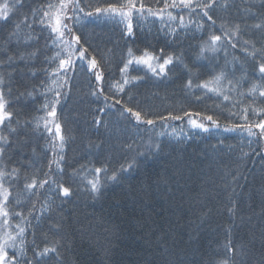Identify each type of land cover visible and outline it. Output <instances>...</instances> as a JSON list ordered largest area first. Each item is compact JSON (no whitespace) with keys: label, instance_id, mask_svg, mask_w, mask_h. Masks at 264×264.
Segmentation results:
<instances>
[{"label":"snow or ice","instance_id":"snow-or-ice-1","mask_svg":"<svg viewBox=\"0 0 264 264\" xmlns=\"http://www.w3.org/2000/svg\"><path fill=\"white\" fill-rule=\"evenodd\" d=\"M156 3L160 5L161 0ZM23 7L24 0H3L0 2V21H8ZM255 7V0H162V6L155 9L143 0H104L103 3L99 0L95 3L93 0H45L31 9L30 16L25 15L16 22L6 36L0 37V264H64L62 249L67 239V217L63 214V205L70 201L74 192L71 186H65L63 176L66 150L75 137L61 123L57 107L65 95L60 89L68 83L69 73L75 72L78 61L87 62V70L99 85L91 95L97 99L103 97L105 102L114 100V104L105 103L98 109L99 115L92 120L96 128L108 129L102 116L107 114V108L115 105H120L116 111L121 117L127 114L135 118L137 126H150L149 132L154 131L158 121L167 128L171 127L169 120L182 121L185 117L192 129L209 132V124L221 127L215 114L182 111V114L154 115L141 109L138 103L130 106L134 101L130 93L125 103L109 95L113 91L125 93L126 86L143 78L130 74L133 65L137 68L147 66L156 75H167L170 66L180 65L187 76L185 88L193 94L201 93L195 96L197 101L210 94L220 100L215 108L220 109L221 114L225 110L228 112L226 119L238 116L243 121L230 126L226 124L224 131L246 133L249 146L256 143L264 150V12L255 11ZM260 7L264 8V0ZM216 9L226 13L231 9L232 13L218 23L212 15ZM93 16L122 25V37H134L135 28L141 21L156 18L162 26L160 31L171 38L172 44L182 45L189 34L193 38L199 34V41L191 58H186L183 50L165 53L161 48L159 54H155L145 48L137 55L129 47L119 68L121 78L109 84L106 93L104 65L110 64L111 58L106 54L98 58L89 50L90 45L82 43L74 27ZM41 39L45 40V47L54 46L58 51L44 56L46 66L40 71L45 79L39 85L21 91L17 76L37 75L35 61L41 50L35 45ZM37 94L44 98L37 111L44 114L22 118L15 105L26 98L34 99ZM237 108L238 112L232 111ZM111 132L109 129L110 135ZM181 133L184 139L191 138L183 128ZM165 134L163 130L155 132V139L149 135L142 148L136 141L127 143L116 135L112 149L125 153L118 167L112 166L110 151L101 166L81 164L73 169L72 177H80L78 187L95 200L102 194V189L111 183H122L125 173L138 168L140 157L158 156L162 147L159 137ZM168 134L177 140L181 138L175 127ZM37 135L46 140L42 149L44 156L37 154L35 146L30 152L25 151L29 137ZM99 147L100 144L89 143V148ZM82 170L87 175L81 176ZM236 179L234 176L231 183L234 184ZM236 195L233 186L228 193L230 215L237 211ZM26 204L30 206L25 207ZM53 213L57 214V219H53ZM261 216L264 217V209ZM255 239L253 234L247 242L229 240L224 246L227 255L217 264H264V252L260 253L259 261L254 258ZM260 241L264 246V221ZM159 259L160 264H183L180 253L166 241L159 245Z\"/></svg>","mask_w":264,"mask_h":264},{"label":"trees","instance_id":"trees-1","mask_svg":"<svg viewBox=\"0 0 264 264\" xmlns=\"http://www.w3.org/2000/svg\"><path fill=\"white\" fill-rule=\"evenodd\" d=\"M99 2L103 3L104 0ZM260 3L261 0H255L254 10L264 12ZM146 5L153 7L152 0H148ZM32 8L35 6L31 1L24 0V7L18 9L15 16L6 22L0 21V37L6 36L23 16H30ZM231 13V9L227 13L216 9L212 15L219 23L221 18ZM74 27L82 43L90 45L89 50L98 58L105 54L111 58V63L104 65L103 87L106 93L109 84L121 78L119 68L129 47L137 55L145 48L155 54H159L161 48L165 49V53L183 50L186 58H191L194 53L187 52L182 45L172 44L171 38L160 31L162 26L156 18L135 28L132 38L122 37V25L104 17L93 16ZM44 35L47 36V33ZM184 41L195 49L199 34L195 38L189 34ZM35 47L41 50L35 61L37 75L32 77L26 73L22 78L18 75L21 91L25 87L30 89L32 85H39L45 79L40 71L46 66L44 56L58 51L54 46L45 47L44 39ZM170 68L167 75H155L144 68L132 66L130 74L143 78L126 86L125 93L116 94L113 91L109 95L125 103L130 93L134 97L130 106L138 103L141 109L154 115L167 116L169 112L190 111L215 114L219 118L221 127L212 126L213 130L209 132L196 130L189 135L190 139L180 136L177 140L180 146L171 145L173 141L168 139L170 131L163 128L159 121L154 131L149 132L150 126H137L135 118L127 114L121 117L116 111L120 105L107 108V114L102 116L108 129L103 126L96 128L92 120L99 115L98 109L104 107L105 103L114 104V100L105 102L103 97L97 99L91 95L99 85L87 70L86 61L77 62L75 72L69 73L68 83L60 89L65 95L57 107V114L61 123L75 137L66 150L65 169L71 174L81 164L101 166L110 151L113 155L112 166L118 167L123 156L109 147L115 143L116 135L127 143L136 141L142 148L149 135L155 139V132L163 130L166 133L159 137L162 147L158 156L139 158L140 166L133 170V176L136 175L133 180L124 178L126 181L121 185L109 184L95 200L87 195L74 197L73 203L63 207V214L67 217L65 256L62 253L64 264H160L159 245L163 241L174 246L183 264H211L219 252L221 237L223 242L232 238L239 243L247 242L253 234L256 238L254 258L259 261L260 253L264 252L260 241L261 223L264 221L261 216L264 209L262 146L256 143L249 146L246 133L239 137L235 135L236 131H224L226 124L230 126L231 123L243 121L238 116L226 119L228 112L225 110L221 114V110L215 108L220 100L210 97V94L197 101L195 96L201 93L197 91L193 94L192 90L185 88L187 76L183 68L180 65ZM43 103L44 98L37 94L34 99L26 98L16 104L15 110L22 113V118L31 119L44 114L37 111ZM232 111L238 112L239 108ZM109 129L112 130L111 135ZM29 141L25 149L28 152L32 146L36 147V151H41L46 144V140L38 135L29 137ZM90 142L100 144V147L89 148ZM95 161L97 163L91 164ZM81 173L85 174L86 171L82 170ZM243 173L249 179L244 184L243 178H240ZM234 176L237 179L232 184ZM76 185H79L78 180ZM233 186L239 194L234 197L237 211L235 215H230L227 210L231 206L226 199L228 194L223 193ZM223 196L226 198L223 199ZM57 218V214L53 213V219Z\"/></svg>","mask_w":264,"mask_h":264},{"label":"bare ground","instance_id":"bare-ground-1","mask_svg":"<svg viewBox=\"0 0 264 264\" xmlns=\"http://www.w3.org/2000/svg\"><path fill=\"white\" fill-rule=\"evenodd\" d=\"M31 1V3L35 6V7H38L40 4H42V3H44L45 2V0H30ZM147 1L148 0H143V2L146 4L147 3ZM152 2H153V8L155 9L156 7H160V6H162V0H161V4L160 5H157V3H156V0H152ZM152 20V18H149L148 20H146V21H141L140 22V26H143L145 23H148L149 21H151ZM148 27V26H147ZM198 43V42H197ZM196 43V44H197ZM182 46L184 47V49L187 51V52H194L195 51V49H193L192 48V46L190 45V44H188L186 41H183V44H182ZM175 114H182L181 112H174ZM193 118H195V119H198L199 120V118H197V117H193ZM187 119H188V117H185L184 118V120H182V121H171V120H169L168 121V124L169 125H171V127H167L168 129H169V131H170V133L172 132V127H175V129H176V133L177 134H179L182 138H183V134L181 133V128H183V130H184V133H187L188 135H192L193 134V132L194 131H200V132H203V131H201V130H199V129H192L189 125H188V123H187ZM235 135L236 136H239V137H242L243 136V134H241V132L239 131V130H237L236 132H235ZM169 140H171V141H173V142H170L171 143V145H173V147L174 146H180L181 145V143L179 142V141H177V139L176 138H174L172 135H169V138H168ZM109 147H111L112 148V144L111 145H109ZM37 152V154L38 155H40V156H44V153L42 152V150L41 151H36ZM120 153V155H122V156H124L125 155V153H123V152H119ZM145 157H147V156H145ZM45 164H46V162H47V160H46V158L44 159V161H43ZM95 163H97L96 161L95 162H92L91 164H95ZM90 164V163H89ZM133 174H134V172H133V170L132 171H130V172H128V173H125V175H124V178H130V180H133L135 177H136V175H134L133 176ZM84 175H87L86 173L84 174V173H81V176H84ZM243 176H241L240 175V178H243V180H242V182H243V184L244 183H247L248 182V176L247 175H244V173L242 174ZM58 179H59V177H57ZM77 180L78 181H80V177H72V174L70 173V172H68L66 169H65V172H64V176H63V182H64V184H65V186H71V188L73 189V191H74V195H72V197L70 198V201L68 202V204H70V203H73V200H72V198H74V197H78V196H81V195H87V196H89V194L87 193V191H85L82 187L81 188H79V189H77L78 188V185H76V182H77ZM123 181H126V180H123ZM114 185H118L119 183H113ZM122 183H120V185H121ZM77 189V190H76ZM104 189H106V188H104ZM104 189H102V191L104 190ZM229 191H231V189H230V187H229V189H227V190H225L224 191V195H226V194H228L229 193ZM237 193V195L239 194L238 192H236ZM223 199L224 198H226L225 196H223L222 197ZM226 199H228V197L226 198ZM25 207H28V206H30V205H24ZM39 206V205H38ZM64 206H67L66 204L65 205H63V207ZM233 243H236L232 238L230 239ZM229 242V240H227L226 242H223V240H222V237H221V241L218 243V249H219V252H218V254L216 255V257L214 258V260H213V262L211 263V264H217V262L218 261H220V260H222V259H224L225 258V256L227 255V253H226V249H225V244H227ZM62 253H63V249H62ZM64 254V253H63ZM64 256H65V254H64Z\"/></svg>","mask_w":264,"mask_h":264},{"label":"rangeland","instance_id":"rangeland-1","mask_svg":"<svg viewBox=\"0 0 264 264\" xmlns=\"http://www.w3.org/2000/svg\"><path fill=\"white\" fill-rule=\"evenodd\" d=\"M87 63V62H86ZM140 67H142V68H145V69H147L148 70V68H147V66H140ZM148 71H150V70H148ZM151 72V71H150ZM205 122V121H204Z\"/></svg>","mask_w":264,"mask_h":264}]
</instances>
